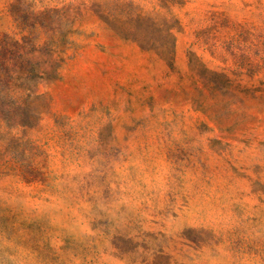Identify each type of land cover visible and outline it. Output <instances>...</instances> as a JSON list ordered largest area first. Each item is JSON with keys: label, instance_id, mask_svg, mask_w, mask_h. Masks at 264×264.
<instances>
[{"label": "rangeland", "instance_id": "obj_1", "mask_svg": "<svg viewBox=\"0 0 264 264\" xmlns=\"http://www.w3.org/2000/svg\"><path fill=\"white\" fill-rule=\"evenodd\" d=\"M0 264H264V0H0Z\"/></svg>", "mask_w": 264, "mask_h": 264}]
</instances>
